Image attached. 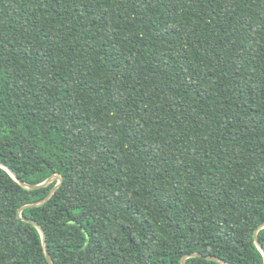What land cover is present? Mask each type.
I'll return each mask as SVG.
<instances>
[{"label": "trees", "instance_id": "trees-1", "mask_svg": "<svg viewBox=\"0 0 264 264\" xmlns=\"http://www.w3.org/2000/svg\"><path fill=\"white\" fill-rule=\"evenodd\" d=\"M8 168L54 264H263L264 0H0V264H50Z\"/></svg>", "mask_w": 264, "mask_h": 264}, {"label": "water", "instance_id": "water-1", "mask_svg": "<svg viewBox=\"0 0 264 264\" xmlns=\"http://www.w3.org/2000/svg\"><path fill=\"white\" fill-rule=\"evenodd\" d=\"M3 167H5V165H3ZM10 174L22 185L24 186L25 188H28V189H39L41 187H45L49 184H51L52 182L54 181H58V183L54 186V188L51 190V192L49 193V195L39 201V202H36V203H32V204H28V205H25L23 206L22 208L19 209L18 211V217L19 218H22L24 219L25 221H28L29 223L33 224L36 228L39 229L41 235H42V239H43V245H44V248H45V254H46V258L48 260V262L50 264H54L53 261H52V257L49 253V250H48V246H47V239H46V233L44 231V229L41 227L40 224H38L37 222L33 221V220H30V219H25L22 217V212L28 208V207H38V206H42L44 205L45 203H47L53 196L54 194L57 192V190L60 188V186L62 185L63 183V178L60 176V175H53L52 177H50L48 180H46L44 183L42 184H39V185H28V184H25L24 182H22L18 177L17 175L15 174V172H13L10 168L7 169ZM264 228V223L258 228V230L255 232L254 234V237H255V243L256 245L258 246V248L260 249V251L264 254V247L261 245L259 239H258V233L261 229ZM192 257H204L208 260H211V261H215V262H219L221 264H229L227 263L226 261H224L223 259H220L218 257H215V256H203L202 254H199V253H194V254H191V255H186L182 258L181 260V263L182 264H187V259L189 258H192ZM264 264V263H263Z\"/></svg>", "mask_w": 264, "mask_h": 264}]
</instances>
